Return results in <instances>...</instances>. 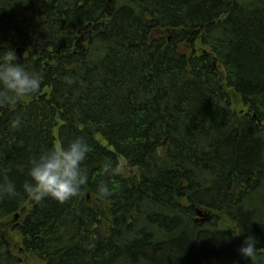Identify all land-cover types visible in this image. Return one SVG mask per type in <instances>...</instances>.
Instances as JSON below:
<instances>
[{"label": "trees", "instance_id": "trees-1", "mask_svg": "<svg viewBox=\"0 0 264 264\" xmlns=\"http://www.w3.org/2000/svg\"><path fill=\"white\" fill-rule=\"evenodd\" d=\"M8 47L44 79L0 107V182L18 192L0 222L21 215L0 264H264V0H0ZM76 136L82 195L27 198L31 158Z\"/></svg>", "mask_w": 264, "mask_h": 264}, {"label": "clouds", "instance_id": "clouds-1", "mask_svg": "<svg viewBox=\"0 0 264 264\" xmlns=\"http://www.w3.org/2000/svg\"><path fill=\"white\" fill-rule=\"evenodd\" d=\"M15 49L8 47L0 53V107L15 106L26 98L37 95L42 87L43 74L29 71L19 62ZM22 124V118L17 116L10 121L11 128L15 129ZM92 148L84 136H76L66 145L57 144L52 148L34 156L30 160L28 169L29 179L24 183L23 190L27 198L40 202L51 198L63 204L82 195V186L88 182V175L84 163L88 159ZM123 168L118 162L106 158L102 163V174L115 176L121 174ZM18 195L16 184L5 178L0 182V198ZM99 198L111 195V188L107 183L97 186ZM243 232L234 230L235 236ZM259 240L247 236L239 254L253 262L257 257V244Z\"/></svg>", "mask_w": 264, "mask_h": 264}, {"label": "rangeland", "instance_id": "rangeland-1", "mask_svg": "<svg viewBox=\"0 0 264 264\" xmlns=\"http://www.w3.org/2000/svg\"><path fill=\"white\" fill-rule=\"evenodd\" d=\"M231 97H234L233 99V107L239 112L241 113H244L245 112V107H243V105L241 106V104L237 101V96L235 95V93L233 92V94L231 93ZM131 170L129 171H126V172H130ZM131 173V172H130ZM201 211H206V209H201ZM208 216L212 215V213L209 211V212H206ZM20 215V214H19ZM14 219H15V216L14 218H10L9 220L7 221H4V222H0V237H3L5 240L9 241L13 247V249H17L19 248V244L17 241H13V239H15L11 233V230H12V226L14 225Z\"/></svg>", "mask_w": 264, "mask_h": 264}, {"label": "water", "instance_id": "water-1", "mask_svg": "<svg viewBox=\"0 0 264 264\" xmlns=\"http://www.w3.org/2000/svg\"><path fill=\"white\" fill-rule=\"evenodd\" d=\"M199 215H200L201 217H203V214H202V213H200ZM19 217H20V215H17L16 218H15V220L17 221V220L19 219Z\"/></svg>", "mask_w": 264, "mask_h": 264}, {"label": "bare ground", "instance_id": "bare-ground-1", "mask_svg": "<svg viewBox=\"0 0 264 264\" xmlns=\"http://www.w3.org/2000/svg\"><path fill=\"white\" fill-rule=\"evenodd\" d=\"M127 167H128V166H127ZM200 213L203 214V211L199 210V211H198V215H199ZM17 215H19V214H17ZM17 215H15V218H16ZM199 216H200V215H199ZM200 217H201V216H200Z\"/></svg>", "mask_w": 264, "mask_h": 264}]
</instances>
